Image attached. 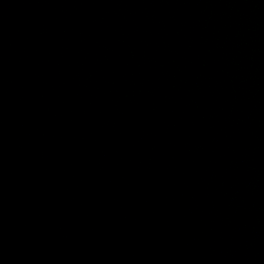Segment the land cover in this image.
I'll return each instance as SVG.
<instances>
[{"label": "water", "instance_id": "1", "mask_svg": "<svg viewBox=\"0 0 264 264\" xmlns=\"http://www.w3.org/2000/svg\"><path fill=\"white\" fill-rule=\"evenodd\" d=\"M0 264H264V0H0Z\"/></svg>", "mask_w": 264, "mask_h": 264}]
</instances>
